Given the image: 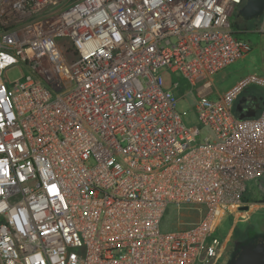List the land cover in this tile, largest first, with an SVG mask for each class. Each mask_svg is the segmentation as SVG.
<instances>
[{"label":"built area","instance_id":"1","mask_svg":"<svg viewBox=\"0 0 264 264\" xmlns=\"http://www.w3.org/2000/svg\"><path fill=\"white\" fill-rule=\"evenodd\" d=\"M246 2L0 0V264L217 257V226L264 179V99L251 91L264 76L208 98L211 77L252 49L231 20ZM256 20L264 34V7ZM163 69L196 87L198 126L182 123ZM172 205L199 218L162 232Z\"/></svg>","mask_w":264,"mask_h":264},{"label":"rangeland","instance_id":"2","mask_svg":"<svg viewBox=\"0 0 264 264\" xmlns=\"http://www.w3.org/2000/svg\"><path fill=\"white\" fill-rule=\"evenodd\" d=\"M238 15V13L233 14L232 23H237L238 25L239 23H244L245 29L243 30L235 25L233 30L236 33V37L240 40L248 41L252 49L245 58L234 62L211 77L212 93L209 94V99H215L218 93H222L245 74L264 75V34L256 31V19H243ZM242 30V34L238 33ZM21 75V71L16 67L6 72V77L11 82L19 80ZM161 76L165 90L170 89L175 82L179 84L178 89L174 91V95L177 100L176 111L180 115L182 123L187 128L198 126L199 122L194 110L196 87H193L180 71L170 72L168 69H163ZM251 91H256L264 99V90L252 87ZM205 135L206 130L202 129L199 139L203 140ZM247 186L248 189L242 199L244 210H234L228 213L212 235V237L219 240L221 246L217 257L210 264H223L230 250L232 240L237 233L248 229L264 231V179L254 183L250 182ZM198 218L197 212L190 208H179L175 205L168 206L161 221V231L170 232L183 229Z\"/></svg>","mask_w":264,"mask_h":264},{"label":"water","instance_id":"3","mask_svg":"<svg viewBox=\"0 0 264 264\" xmlns=\"http://www.w3.org/2000/svg\"><path fill=\"white\" fill-rule=\"evenodd\" d=\"M263 7L264 0H247L240 11V16L243 19H256L260 16ZM259 108L260 104L257 99L246 100V102L241 100L236 106L240 119L254 117ZM235 264H264V246L260 245L253 251L244 254Z\"/></svg>","mask_w":264,"mask_h":264},{"label":"flooded vegetation","instance_id":"4","mask_svg":"<svg viewBox=\"0 0 264 264\" xmlns=\"http://www.w3.org/2000/svg\"><path fill=\"white\" fill-rule=\"evenodd\" d=\"M260 245L264 246V231L248 229L237 233L223 264H235L244 254L253 251Z\"/></svg>","mask_w":264,"mask_h":264},{"label":"crops","instance_id":"5","mask_svg":"<svg viewBox=\"0 0 264 264\" xmlns=\"http://www.w3.org/2000/svg\"><path fill=\"white\" fill-rule=\"evenodd\" d=\"M237 13H238V12H237ZM238 14H239L238 16L241 17V16H240V13H238ZM235 25H236V26H239V28H242L243 30L245 29V25H244V23H239V25H238L237 23H234V24H233V27H235ZM243 30H242L241 32L239 31L238 33H241V34H242V33H243ZM260 75L264 76L263 74H260ZM241 77H242V76H241ZM239 78H240V77H239ZM239 78H238V79H239ZM238 79H237V80H238Z\"/></svg>","mask_w":264,"mask_h":264}]
</instances>
